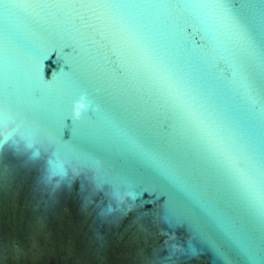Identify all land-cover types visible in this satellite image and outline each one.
Instances as JSON below:
<instances>
[{
    "label": "water",
    "instance_id": "water-1",
    "mask_svg": "<svg viewBox=\"0 0 264 264\" xmlns=\"http://www.w3.org/2000/svg\"><path fill=\"white\" fill-rule=\"evenodd\" d=\"M137 40L163 51L230 126L247 132L251 123L252 155L264 171V104H248L235 74L247 67L244 46L194 4L176 15L157 0H126L102 22L55 10L41 21L0 15V109L20 114L18 133L0 140V264H221L205 236L245 264L214 221L128 151L109 124L119 117L162 149L212 202L242 195L153 88ZM256 76L264 81V62ZM84 90L96 111L77 121L72 101ZM72 159L94 174L74 176L66 165V176L53 175ZM252 223L264 264V218L253 215Z\"/></svg>",
    "mask_w": 264,
    "mask_h": 264
},
{
    "label": "snow or ice",
    "instance_id": "snow-or-ice-1",
    "mask_svg": "<svg viewBox=\"0 0 264 264\" xmlns=\"http://www.w3.org/2000/svg\"><path fill=\"white\" fill-rule=\"evenodd\" d=\"M125 2L126 0H0V15L12 13L22 16L25 20L41 21L52 15L55 10L65 15L75 13L81 16L82 13H91L97 21L102 22L108 12L121 7ZM157 2L161 7L173 10L176 15H182L190 3L194 4L213 24L218 23L239 37L246 52L247 67H238L235 74L248 104L253 108L264 104V81L257 79L256 76L257 62H264V4L259 0H157ZM137 45L141 49V67L153 88L179 119L191 129L216 169L228 178L231 190L242 195L222 204L212 202L186 181L178 163L162 149L149 146L146 141L123 126L119 117L110 120L109 124L122 138L128 151L142 159L158 178L186 196L200 212L214 221L223 238L231 244L245 264H258V254L251 240L254 232L252 216L264 218L262 179L264 171L258 168L252 155L255 152V145L251 140L253 133L251 123L245 125L247 132L230 126L210 110L202 100L195 83L172 63L163 51L158 50L147 40H137ZM82 95L85 97L86 106L81 108L79 116L74 118L73 105ZM95 111L94 99L87 90L79 92L72 101L71 115L74 120L78 121L82 115L87 116ZM19 118V113L0 109V140L7 142L18 133L12 129L16 127ZM12 125L14 127H10ZM245 148L247 153L244 151ZM66 165L70 166L74 176H79L85 170L93 172L89 165L72 159L53 175L66 176L69 171ZM93 179H96L95 175ZM237 199L239 203L235 202ZM245 232L249 236L247 240L241 238V234ZM205 243L221 264H237V258L224 243L209 236H205Z\"/></svg>",
    "mask_w": 264,
    "mask_h": 264
},
{
    "label": "clouds",
    "instance_id": "clouds-1",
    "mask_svg": "<svg viewBox=\"0 0 264 264\" xmlns=\"http://www.w3.org/2000/svg\"><path fill=\"white\" fill-rule=\"evenodd\" d=\"M85 97L82 95L79 101H76L73 105V117H78L80 114V109L85 107L84 104ZM173 247H178L177 245H174Z\"/></svg>",
    "mask_w": 264,
    "mask_h": 264
}]
</instances>
